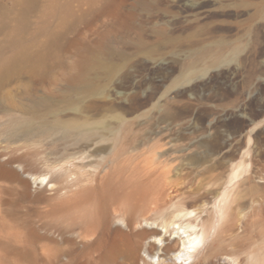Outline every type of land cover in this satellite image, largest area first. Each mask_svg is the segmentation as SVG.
I'll return each mask as SVG.
<instances>
[{
    "label": "rangeland",
    "instance_id": "374dc122",
    "mask_svg": "<svg viewBox=\"0 0 264 264\" xmlns=\"http://www.w3.org/2000/svg\"><path fill=\"white\" fill-rule=\"evenodd\" d=\"M7 162L0 264H108L186 206L264 264V0H0Z\"/></svg>",
    "mask_w": 264,
    "mask_h": 264
},
{
    "label": "bare ground",
    "instance_id": "6f19581e",
    "mask_svg": "<svg viewBox=\"0 0 264 264\" xmlns=\"http://www.w3.org/2000/svg\"><path fill=\"white\" fill-rule=\"evenodd\" d=\"M11 163L1 166V176L16 178L13 171L3 169ZM35 180L41 186L45 181ZM52 182L50 178L48 184ZM23 183L27 185L24 180ZM184 211L182 222L177 224L172 221L171 225H163V229L150 227V224L136 227L132 221L119 219L120 223L111 228L114 244L108 250V264H140L141 260L143 264H183L192 259L194 262L190 264H233L229 255L216 248L219 229L206 226L204 222L201 224L199 216L192 217L193 208L186 206ZM142 254L147 257L143 258ZM154 258L158 261L153 262Z\"/></svg>",
    "mask_w": 264,
    "mask_h": 264
}]
</instances>
